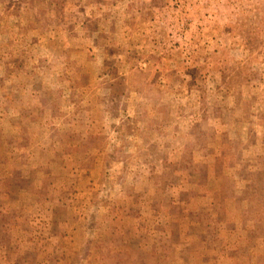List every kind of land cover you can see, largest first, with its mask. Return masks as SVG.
Here are the masks:
<instances>
[{"label": "rangeland", "instance_id": "rangeland-1", "mask_svg": "<svg viewBox=\"0 0 264 264\" xmlns=\"http://www.w3.org/2000/svg\"><path fill=\"white\" fill-rule=\"evenodd\" d=\"M0 264H264V0H0Z\"/></svg>", "mask_w": 264, "mask_h": 264}, {"label": "crops", "instance_id": "crops-1", "mask_svg": "<svg viewBox=\"0 0 264 264\" xmlns=\"http://www.w3.org/2000/svg\"><path fill=\"white\" fill-rule=\"evenodd\" d=\"M209 167V166H208Z\"/></svg>", "mask_w": 264, "mask_h": 264}]
</instances>
